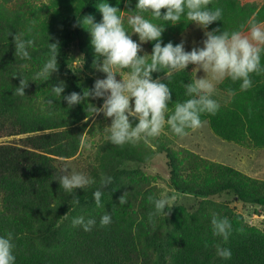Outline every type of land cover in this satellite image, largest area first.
<instances>
[{"label":"trees","instance_id":"trees-1","mask_svg":"<svg viewBox=\"0 0 264 264\" xmlns=\"http://www.w3.org/2000/svg\"><path fill=\"white\" fill-rule=\"evenodd\" d=\"M14 1L0 3V138L19 137L13 143L0 144V236L13 234L15 264H264V233L245 225L243 217L232 216L228 208L225 214L217 215L232 224V234L224 242L222 237L213 235V215L184 218L178 231L161 232L154 217L149 221L153 210L149 200L145 198L137 206L140 199L136 188L127 196L128 202L120 205L122 195L108 191L121 185L119 177L126 171L122 168L126 162L140 160L131 154L129 144L106 151L100 166L92 167L90 177L96 181L92 186L72 193L61 188L55 180L63 174L60 163L78 154L94 114L90 109L92 105L98 108L99 103L88 97L69 107L63 97L72 92L65 88L58 98L51 87L62 82L56 74L65 72L70 59L67 49L74 40L78 39L75 43L82 52L96 57L95 51L88 49L90 32L81 21L99 0H53L51 16L49 8L40 9L48 15L45 20L29 16L26 10L11 9L8 4ZM136 3L137 0H110V6L124 9L130 16L136 14ZM209 7L221 8L223 15L208 26V31L242 32L251 21L259 22L257 16L249 21V16L237 9L235 0H212ZM143 15L153 23L164 24L162 43L172 42L174 46L181 43L179 34L194 24L184 17L173 25L154 20L151 13ZM58 17L63 18V29L51 22ZM15 34L25 40L34 39V45L28 48L30 59L15 56ZM57 42L58 71L46 82L33 81L48 58L49 43ZM155 43L149 41L151 53ZM152 77L170 88V109H174L175 102L190 98L184 85L194 80L191 65L170 78L163 71L154 72ZM22 78L28 81L23 97L13 94ZM70 78L72 91L79 90L81 96L89 86L93 89L96 81L93 77ZM251 79L253 86L246 91H241V81L226 78L221 82V90L233 93L229 103L219 104L215 115L202 114L201 120L208 122L223 140L238 144L251 141L264 148V83L255 73ZM161 150L168 157L171 182L176 189L204 197L227 192L241 202L264 206V180L188 149L177 152L162 145ZM99 171L111 176L113 182L102 189L103 206L98 208L93 193L100 187ZM74 198L79 199V205L73 204ZM105 213L111 215L112 222L101 227L99 221ZM80 216L86 220L94 218L95 227L89 232L74 227L73 219ZM217 246L230 249L231 259L217 256Z\"/></svg>","mask_w":264,"mask_h":264},{"label":"clouds","instance_id":"clouds-1","mask_svg":"<svg viewBox=\"0 0 264 264\" xmlns=\"http://www.w3.org/2000/svg\"><path fill=\"white\" fill-rule=\"evenodd\" d=\"M211 3L212 0H137L136 14L128 17L127 24L131 27L132 33L139 36L141 43L134 41L126 31L118 7L110 6L108 3L98 4L97 8L102 14L101 22H94L92 16L83 17L81 22L84 27L88 26L86 29L90 32L95 54L97 57H103L102 63L94 62V66L106 73V78L97 79L93 89L84 91L83 96L72 92L63 99L72 107L90 96L103 98L102 107L92 105L90 111L111 118V125L106 127L108 133L106 139L121 147L125 144L135 145L141 141L148 143L150 139L162 133L165 125L181 138L188 135L186 131L188 129L195 131L202 128L206 122L201 120V115H215L219 111V103L212 98L218 83L226 78L233 82L241 81L240 89L246 91L253 86L251 74L259 75L264 72V68L261 67L264 25L251 21L248 35L241 31L221 32L220 29L205 31L203 47L185 51L183 41L175 46L172 42L163 44L161 37L165 30L164 24L153 23L145 18L143 13H151L154 20L171 22L173 25L181 22V18L184 17L187 21L207 29L213 22L221 20L223 15L221 8H210ZM162 9L166 11L162 13ZM28 31L31 33V29ZM13 40L15 56L30 59L28 48L34 45V39L25 40L21 35L15 34ZM148 41H156L151 55H140L141 44ZM48 47V58L33 77V81L46 82L52 73L58 71V42L49 43ZM189 65H194L197 71L202 69L205 75L184 85L185 94L190 98L183 102H175L174 109L166 119L169 102L172 100L171 90L159 78L153 79L152 74L163 71L166 78H170L174 72L186 70ZM125 69L128 71L121 74ZM117 74L120 75V80H117ZM27 87L28 81L22 78L13 94L23 97ZM51 91L55 97L60 98L65 91L64 83L51 87ZM229 94H233L231 90ZM49 103L52 101L49 100ZM130 117L138 120L135 126ZM84 147L90 148L91 145ZM62 172L63 174L55 180L59 181L61 188L67 193H72L75 189L88 188L96 183L93 178L81 172L69 171L68 168H64ZM112 182L111 176L101 175L100 187L93 193L98 208L103 206L102 189L110 186ZM127 195L125 192L119 197L120 205L128 202ZM176 199L175 195L169 196L166 193H162L158 198L149 196L148 200L154 206V211L149 213V221L151 222L156 215L165 217L170 215ZM79 203V199H73L74 205ZM111 222L109 213L102 215L99 221L101 227H106ZM72 224L89 232L95 227L96 220L94 218L86 220L80 216L74 218ZM211 225L214 236L222 237L224 242L229 240L233 229L226 217L220 218L213 214ZM238 231L242 232L243 229ZM14 247L11 232L6 236H0V264H15ZM216 255L227 260L231 259L232 252L228 248L217 246Z\"/></svg>","mask_w":264,"mask_h":264},{"label":"rangeland","instance_id":"rangeland-1","mask_svg":"<svg viewBox=\"0 0 264 264\" xmlns=\"http://www.w3.org/2000/svg\"><path fill=\"white\" fill-rule=\"evenodd\" d=\"M2 2L3 0H0V3ZM100 3H108L110 5V0H99L95 3L93 8L88 11L86 16L94 17V22L102 18V14L97 8V5ZM235 5L239 11L249 16V21L257 16L258 23L264 25V0H235ZM8 6L15 10H26L29 16L35 15L40 20H45L48 16L40 9L49 8V16L54 12L53 0H15L8 4ZM62 9L63 7L59 10L61 11ZM120 11L121 13L119 14L123 18L126 31L131 35L134 41L141 43L139 41V36L132 33L131 27L127 24V19L130 15L127 14L124 9ZM62 15H64L63 12ZM51 22H53L58 29H63L65 27V23L61 17ZM85 27L88 26L85 25ZM205 31L208 30L194 23L188 30L179 34L178 40L180 42L183 41L185 51H191L194 47L201 48L203 47V41L206 39ZM242 33L248 35L249 28L243 30ZM77 40H74L73 44L67 49L70 59L68 60L65 72L63 74H56V77H59V81L64 83L68 92L75 91L79 93L80 91L77 89L72 91L70 84L71 76L78 80H84L88 77H93L97 80L105 79L106 73L99 71L97 67L94 66V62L96 64L102 63L103 57H97V55L96 57L88 56L86 52L80 50L79 44L75 43ZM141 48L142 52L140 55H151L149 41L142 43ZM88 49L94 50L91 45V35L89 36ZM262 67L264 68V64ZM191 68L194 73V79L201 78L205 75L202 69L197 71L194 65H191ZM127 71L128 70L125 69L121 74ZM259 75L260 82L263 84L264 72ZM116 78L117 80L121 79L119 74H117ZM219 84L220 83L216 85V92L213 94L212 98L221 105L228 104L232 94L230 95L221 90ZM89 87L87 90H92L89 89ZM90 99H95L97 103H99L98 108L102 107L104 102L103 98H92L90 96ZM132 104L134 106V101H132ZM172 110L173 109L169 108L166 119L167 116L171 114ZM130 120L133 126L138 123V120L132 117H130ZM110 125L111 118H106L102 113L99 115L94 113L84 133L78 154L71 159L61 162L60 166L62 170L68 168L69 171L74 170L90 177L92 167L100 166L106 151L112 146H117L106 139L108 135L106 127ZM186 131H188V135L181 138L175 135L169 126L165 125L162 133L158 137L150 139L148 143L141 141L135 145L129 144L131 145V154L140 160L137 162L128 161L124 164L122 168L126 169V171L119 177L121 185H117V187L109 190L108 193L117 192L119 196H121L127 192V196H129L131 190L136 188L138 190V199H140L137 204L139 207L142 200L145 198L148 199L149 196L158 198L162 193H166L169 196L175 195L177 199L174 202L170 215L167 217L163 215L154 216L155 224L160 226L161 232L178 231L184 218L188 219L192 216L200 217L203 213L209 216L213 214L223 215L229 211L232 216L236 215L238 219H240V216L243 217L245 225L256 228L264 233V206L241 202L235 196L227 192L212 197H204L176 189L171 182L168 157L166 153L161 150V147L162 145H166L177 152H180L182 149H188L208 160L233 167L244 175L262 180H264V148L254 146L251 141L238 144L223 140L213 132L208 122L204 123V126L200 129L195 131L188 129ZM17 138L19 137L0 138V144L13 143L15 142L14 139ZM84 145H91V147H84ZM97 177L101 178L100 171ZM225 208H228V210L226 211ZM153 211L154 206L152 212ZM165 211H168L167 207Z\"/></svg>","mask_w":264,"mask_h":264}]
</instances>
